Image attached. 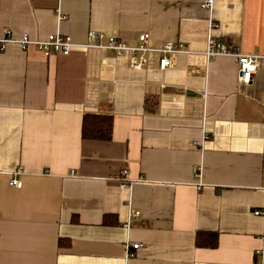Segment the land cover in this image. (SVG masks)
Returning <instances> with one entry per match:
<instances>
[{
  "label": "crops",
  "instance_id": "0c3cea01",
  "mask_svg": "<svg viewBox=\"0 0 264 264\" xmlns=\"http://www.w3.org/2000/svg\"><path fill=\"white\" fill-rule=\"evenodd\" d=\"M205 1L0 0V41L74 44L46 55L0 42V264H264V0ZM95 31L193 56L134 70L86 48ZM210 37L260 57L250 85L234 58H204ZM95 114L113 117L110 140H83Z\"/></svg>",
  "mask_w": 264,
  "mask_h": 264
},
{
  "label": "built area",
  "instance_id": "2783aa9c",
  "mask_svg": "<svg viewBox=\"0 0 264 264\" xmlns=\"http://www.w3.org/2000/svg\"><path fill=\"white\" fill-rule=\"evenodd\" d=\"M202 8L211 10L213 8V0H207L203 3ZM60 20H65L64 16L60 17ZM212 27L216 28L217 25ZM2 43H17L24 49L29 47H36L46 55L51 54H62L68 55L71 48L74 46L73 41L70 37L56 34L51 35L48 39L44 41H35L28 36H24L19 40L12 39L10 37L1 40ZM88 49L102 50V51H112L117 56H129L131 57V66L134 70H142L149 64V59L151 56L158 58V66L162 71H166L174 67L175 62L178 57L184 55L187 57L193 56V51L191 46L184 42L166 41L160 47L154 48L150 44V35L148 33H143L139 36L138 43L136 45L127 44L120 41L116 37H108L101 32H92L89 36V41L86 45ZM220 56H228L234 58L238 62V81L241 85H250L257 73V63L260 59L257 55H244L237 48L230 44L221 42L214 37H210L208 40L207 49L204 52V58L207 61L215 59ZM204 141L210 139V137L205 134ZM198 146V143H195ZM14 178L11 181V185L15 187L21 186V181L19 177L23 175L22 169H17L13 173ZM194 178L196 179L198 188H203L202 179V169L196 168L194 170ZM120 187L122 189H132L133 183L128 177V171H123L121 177L119 178ZM261 212H256V215H260ZM133 217H138L140 214L138 212L132 214ZM129 245L128 257L133 258L136 255V251L142 248L141 244H133L132 248L134 252H130ZM264 256V252H262Z\"/></svg>",
  "mask_w": 264,
  "mask_h": 264
},
{
  "label": "trees",
  "instance_id": "16d2710c",
  "mask_svg": "<svg viewBox=\"0 0 264 264\" xmlns=\"http://www.w3.org/2000/svg\"><path fill=\"white\" fill-rule=\"evenodd\" d=\"M113 133V117L111 115H86L82 124L83 140H110ZM218 235L214 233H198L196 245L200 248H215ZM63 245V241L60 242ZM67 245H70V243ZM66 245V246H67Z\"/></svg>",
  "mask_w": 264,
  "mask_h": 264
}]
</instances>
